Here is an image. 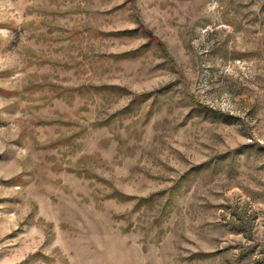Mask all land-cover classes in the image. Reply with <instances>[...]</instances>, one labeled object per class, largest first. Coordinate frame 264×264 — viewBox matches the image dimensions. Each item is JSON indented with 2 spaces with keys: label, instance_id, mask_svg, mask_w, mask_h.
<instances>
[{
  "label": "rangeland",
  "instance_id": "obj_1",
  "mask_svg": "<svg viewBox=\"0 0 264 264\" xmlns=\"http://www.w3.org/2000/svg\"><path fill=\"white\" fill-rule=\"evenodd\" d=\"M0 264H264V0H0Z\"/></svg>",
  "mask_w": 264,
  "mask_h": 264
}]
</instances>
